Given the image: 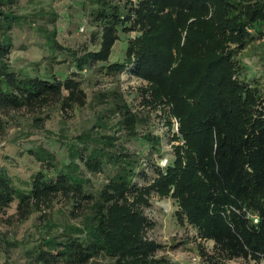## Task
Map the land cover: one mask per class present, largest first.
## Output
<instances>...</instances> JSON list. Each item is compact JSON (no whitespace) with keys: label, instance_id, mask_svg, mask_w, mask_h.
Segmentation results:
<instances>
[{"label":"trees","instance_id":"16d2710c","mask_svg":"<svg viewBox=\"0 0 264 264\" xmlns=\"http://www.w3.org/2000/svg\"><path fill=\"white\" fill-rule=\"evenodd\" d=\"M15 2L0 0V132L7 125L2 111L25 109L34 113L32 125L44 138L64 141H58L57 150L43 143L0 146L15 148L0 157L3 264H172L157 257L162 245L146 236L153 223L141 209L152 192L179 196L198 237L212 240L220 259H264V95L238 79L233 58L249 41L263 37L264 0H80L91 24L88 39L65 46L53 19L51 28L38 24L33 32L41 47L52 48L45 57L55 66L36 67L35 74L14 69L9 59L13 29L36 15L18 14ZM205 14H210L208 23L185 42ZM192 18L197 20L188 23ZM131 30L138 33L128 39L124 59L101 64L118 34ZM186 59L194 72L181 79L179 62ZM95 63L105 76L128 70L150 84L170 78L161 93L156 86L145 101L174 103L175 116L191 117L188 129L182 127L186 154L174 148L168 164L156 167L145 186L134 178L146 176L139 164L147 151L162 157L160 140L140 130L145 119L132 111L118 87L94 93L109 100L113 122L100 110L90 125L68 136L63 129L47 128L41 116L43 109L72 115L85 107L82 72ZM181 95L191 101L175 107ZM124 135L141 138L146 152L130 151L121 142ZM27 159L36 166L24 174L19 165ZM96 176L104 179L98 187ZM58 203L70 217H48L44 209ZM14 255L23 262L16 263Z\"/></svg>","mask_w":264,"mask_h":264},{"label":"rangeland","instance_id":"374dc122","mask_svg":"<svg viewBox=\"0 0 264 264\" xmlns=\"http://www.w3.org/2000/svg\"><path fill=\"white\" fill-rule=\"evenodd\" d=\"M14 8L21 15L31 16L32 14H36L29 18V21L27 20L26 23L22 24L21 27L13 29L14 47L9 53V59L14 69L23 68V70H28L30 73L35 74L36 67L42 69L44 64L46 66H55L51 60L45 57L50 54L52 48L41 47L39 43L40 37L33 32L34 27L38 24H44L48 28H51L52 21L54 20L57 27V39L65 46H76L77 43L80 44L84 39H88V31L91 28V24L88 21V17H86V9L83 10L80 0H16ZM38 13L40 14L39 16ZM54 15L56 16L54 17ZM209 15L205 14L199 18L197 24L194 26V31L186 41L184 40L185 42L191 40L193 35L200 34L201 25L208 23ZM35 18L37 19L36 22H32L33 20L31 19ZM51 19L53 20L50 22ZM194 19L197 20V18H192L188 20V23ZM188 23L185 25L186 29L188 28ZM137 33V30H131L127 33L120 32L118 39L110 50L108 61L101 64L122 61L126 54L128 39L134 38ZM182 33L185 34L184 31ZM181 44L183 43L181 42ZM89 46L91 47V45ZM186 58H188V54ZM233 58L235 64H237L238 79L247 85L256 87L260 97L264 95V35L261 38L249 41L246 47L238 51ZM178 62H174L172 68L168 69V72L175 68ZM188 63L187 59L182 64L179 62L178 70L181 79L187 74L189 75L194 72ZM99 65L100 63H95L94 67L84 69L82 72L83 87L88 93V103L85 107L73 111L72 115L69 112L65 114L60 109H43L41 116H44L47 128L54 131L63 129L68 136L78 134L79 131L90 125L92 117L100 110H102V113L109 115L108 121L113 122L115 117L108 112L109 105L107 101L109 100L99 99L94 93H96V90L102 92L109 87H118V91L131 106L132 111L138 112V115L145 119V124H143L140 130L150 132L152 137L160 140L162 157L150 150L146 152V148L141 143V138L139 137L131 138L124 135L121 138V142L130 151L143 150V153L144 151L146 152L139 164V171L144 170L146 176L138 174L134 178V181L139 185L145 186L155 177L156 167L163 169L168 164L169 159L173 157L174 148L175 152L178 149L181 153L185 151L186 154L188 143L182 133V127L183 129H188L191 117L188 116L181 120L177 115L175 116L172 110L174 103L172 105L163 103V107L154 103L150 105L145 101L149 94L151 95V93L153 94L157 90L156 86L159 87V93H161L163 87L170 84V78L163 79L156 84H150L144 78L128 70L105 76L102 72H99ZM61 68L65 67L61 66ZM144 89L148 95L143 91ZM190 98V95H181L175 98V107L183 99L190 102ZM32 115H34L33 112L30 113V111L25 109L2 111L1 116L7 125L5 130L0 132V146L10 142V145H17L19 148L37 143H43L54 150H57V147H62V144L58 143V141H64L63 138H59V140L56 139V136L44 138L38 132L39 129L32 125ZM186 119L189 122H186ZM123 130L127 132L125 128ZM32 133L35 134L28 137ZM13 139L15 140L14 143H12ZM5 150H10L13 153L15 148L8 145ZM5 150L0 148V157ZM25 160L26 158H24ZM35 166L36 164L34 165L32 161L28 160L26 163H20L19 168L25 174L29 169H32L31 167L34 168ZM95 179L94 187H98L104 180L100 176L93 178V180ZM179 204H181L179 196L175 195V197H172L169 195L163 197L159 196L156 192H152L149 196L148 205L143 206V209H141L143 215L150 221V224L153 223L146 230V236L155 240L163 247L157 252V257H165L172 264H211L213 261L219 264H264V259L260 261L243 258L220 259L215 256L213 253V241L201 240L198 237L196 229L187 220ZM44 210H46L45 213L48 214V217L53 219L60 218L63 216V213H67L66 216L68 215V217L71 216L65 210V206H60L59 203L55 207H52V209L45 208ZM13 211L14 206L8 210V213ZM48 211H51V213ZM35 216L37 218L38 214ZM3 228L0 224V230H3ZM205 254L212 255L213 261L208 259ZM12 259L16 263L23 262V257L21 258L17 255L12 256ZM3 260L4 257L0 252V264H3Z\"/></svg>","mask_w":264,"mask_h":264},{"label":"built area","instance_id":"2783aa9c","mask_svg":"<svg viewBox=\"0 0 264 264\" xmlns=\"http://www.w3.org/2000/svg\"><path fill=\"white\" fill-rule=\"evenodd\" d=\"M256 221V220H255Z\"/></svg>","mask_w":264,"mask_h":264}]
</instances>
